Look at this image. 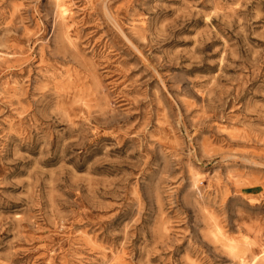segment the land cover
Here are the masks:
<instances>
[{"label": "rangeland", "instance_id": "374dc122", "mask_svg": "<svg viewBox=\"0 0 264 264\" xmlns=\"http://www.w3.org/2000/svg\"><path fill=\"white\" fill-rule=\"evenodd\" d=\"M66 1L0 0V264L261 255L264 0Z\"/></svg>", "mask_w": 264, "mask_h": 264}, {"label": "bare ground", "instance_id": "6f19581e", "mask_svg": "<svg viewBox=\"0 0 264 264\" xmlns=\"http://www.w3.org/2000/svg\"><path fill=\"white\" fill-rule=\"evenodd\" d=\"M69 3L66 0H56V16L58 20H60L64 24H67L68 21L73 19L72 18L73 16L72 6ZM214 234L219 240L221 241L223 240L224 245H226L233 253L234 252L237 253L239 251L238 246L236 245L237 243L233 244L230 242H226V240L223 239L225 236H223L222 230L219 227V225H215ZM261 259L264 260V249L261 251V255L253 256V258L250 261H247L245 259V264H255L257 261Z\"/></svg>", "mask_w": 264, "mask_h": 264}]
</instances>
